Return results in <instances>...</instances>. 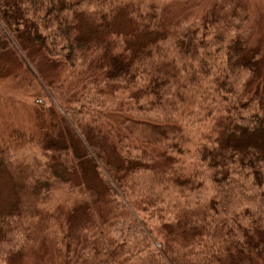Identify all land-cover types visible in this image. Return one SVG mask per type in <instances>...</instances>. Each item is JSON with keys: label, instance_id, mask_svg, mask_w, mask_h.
Here are the masks:
<instances>
[{"label": "trees", "instance_id": "1", "mask_svg": "<svg viewBox=\"0 0 264 264\" xmlns=\"http://www.w3.org/2000/svg\"><path fill=\"white\" fill-rule=\"evenodd\" d=\"M128 1L0 0V37L12 35L26 54L24 41L35 43L49 57H63L70 67L82 65V60L93 63V70L102 71L109 80L143 89V94L162 113L176 111L178 100L187 98L185 93L179 95L175 84L177 81L184 84L181 79L187 75L189 83L198 82L199 86H179L188 87V92L203 90L200 98L204 105L201 103L200 110L203 108L206 117L221 115L217 132L215 136L204 134L192 149L181 148L180 144L175 147L178 153L191 155L189 164L165 155L159 167L134 165L121 152L126 146L121 143L122 138H127L122 133L124 130L115 129L109 122L106 128L96 123L95 129L88 128L80 139L66 120L69 130L60 126L61 138H51L57 136L59 126L58 120L54 121L55 117L59 118L53 110L39 108L40 114L34 112L33 116L31 112L30 121L24 108L29 95L22 99L0 98L4 104L20 107L28 124L37 120L29 131L12 129L6 135L23 136L25 146L41 147L42 159L38 162L41 169L50 171L52 164L63 165L62 181L71 182L67 188L73 190L71 198L64 196L55 209L46 213V225L54 220L52 227L47 225L43 228L46 230L40 231L25 228L26 220L39 222H34L32 215L26 217L18 198L2 203L0 197L2 264H42L35 260H42L44 251H35L34 260L24 262L29 246L38 240L47 243L48 236L54 234L61 235L57 264H253L252 253L245 255L244 250L264 254V249L252 245L250 239L255 225L263 235L260 244L264 246V222L259 217L246 226L240 223L249 214L248 207L243 208L244 203H258L261 199L259 206L264 210V192H255L257 198L252 196L254 189L264 188L263 55L260 49L247 46L242 28L247 15L235 14L242 21L238 24L231 18L224 22L228 29L235 30L233 35L216 31L202 40L197 30L183 27L185 17L166 25L163 19H158L157 12H143L139 4ZM91 15L95 25L89 26ZM119 23L127 26L122 28L116 25ZM110 42L119 52L107 48L106 43ZM100 47L104 54H109L107 60L103 59L104 54L95 55ZM92 55L97 58L93 59ZM213 74L219 75L212 86L210 81H205ZM245 76L248 79L243 84ZM253 82L255 85L251 87ZM23 85L15 84L21 92ZM46 85L61 90L59 101L64 107L69 100L75 102L73 94H65L61 84ZM42 95L43 91L39 98ZM83 105L77 113L88 106ZM185 112L196 117L192 106ZM110 133L114 143L106 139ZM8 147V143H0V151L5 149L0 153V175L11 177L7 167L10 164L1 157L7 156ZM71 174L77 182L69 178ZM34 178L39 180L42 176L34 174ZM200 178L207 180L218 193L208 203L191 200L192 194L181 189L187 185L189 190H194L201 184ZM114 189L123 198H115ZM75 190L84 193L85 198L73 201L78 196ZM177 190L180 194L177 199L167 195ZM31 191L26 205L33 210L30 198L38 192L33 195ZM168 198L175 200L172 205ZM165 208L168 213L163 214ZM77 212L82 213L80 217L76 216ZM19 240H22L20 245ZM3 248H8L4 256Z\"/></svg>", "mask_w": 264, "mask_h": 264}, {"label": "rangeland", "instance_id": "2", "mask_svg": "<svg viewBox=\"0 0 264 264\" xmlns=\"http://www.w3.org/2000/svg\"><path fill=\"white\" fill-rule=\"evenodd\" d=\"M128 3L139 4L141 6L140 10H143V12H157L158 19H163L164 23L170 26L185 17V20H182L184 22L183 27L197 30L198 37L202 40L205 39L206 35L216 31H226L229 35H233L235 30L233 28L228 29V26L224 22L227 18H231L234 24H238L242 21L235 14L247 15L248 19L246 18V21L242 24V28L246 32L245 40L247 46L260 49L263 55L264 72V0H129ZM93 18L94 15H91L88 23L89 26H92V24L95 25ZM116 25L122 28L123 26H127L126 23H123V26L120 23ZM113 38L116 39L117 37L113 35ZM24 43L26 44L24 48L28 54L17 44V41L12 35L7 33L3 37H0V44L2 45V50H0V98L10 96L15 99H22L29 95L26 98L24 108H27V118L30 121L32 119L31 112L33 116H35L34 112L40 114L38 111L39 108L44 111L53 110L59 118L57 119L55 117L54 121L58 120L59 126H57V136H50L51 138H61L62 132L60 131V126L65 130H69L67 121L72 126V131L80 139H83V134L88 128L92 127L95 129L96 123L102 124L106 128L107 122H109L115 129L124 130L122 133L127 138H122L121 143L126 146L121 149V152L134 165L138 163L142 165L154 164L155 167H159L162 156L165 155H172L179 162L191 163V155L187 157L188 155L186 153L180 154L175 150V147H179L180 144L181 148L186 147L192 149L193 145L198 140H201L200 138L204 134L207 136H215L217 132L216 126L220 120L218 116L221 115L217 116L216 114H212L206 117L207 114L203 108L200 110L203 104L200 94L203 90L200 92H188V87L183 88L179 86L184 84L199 86L198 82H192L193 84L189 83V77L187 75L184 76L183 80L181 79L184 84H181L180 81L175 82L177 85L176 91L179 95L185 93V95H188L187 98L178 100L180 102L176 111L162 113L161 110L153 106L151 99L143 94V89L138 86L130 87L125 82H113L109 80L103 75L102 71L93 70V63H87L82 60V65L70 67L64 63L63 57H49L35 43L32 44L26 40ZM106 46L112 52H119L113 46V42L106 43ZM95 51L97 57L104 54L103 47L96 48ZM95 55H92L93 59L97 58ZM108 55L105 53L103 59L107 60ZM85 64H88V68H85ZM177 72L181 76L180 71ZM67 74L69 77L66 76ZM218 75L216 77L214 74L213 77L212 75L208 76L205 83L210 81V85L213 86V80H216ZM247 79L248 77L246 78L245 76L242 83L244 84ZM170 81V84H172L171 77ZM18 82L24 83L22 92L15 86ZM49 82L58 83V85L61 84V89L65 91V94H73L75 102L69 100L64 107L59 101L61 98V90L57 87H50V89L48 87L49 85H46ZM254 85L255 83L253 82L251 87ZM41 91H43V95L39 98ZM36 98L39 99L35 103L34 99ZM64 98L66 100L67 96ZM83 104L88 106H85L83 112L77 113L79 109L83 108L80 107V105L84 106ZM73 106H75V109L73 108L74 111L71 109ZM190 106L196 111V117L189 116L185 112ZM70 111L74 113V116H72ZM39 119H42L41 115ZM96 119H98L97 122H95ZM36 123L37 120H33L31 125L28 124L24 118L23 110L20 107L4 104L0 101V143L5 142L9 144L8 150L6 151L7 156L1 157L11 165H7V167L12 172L11 177L5 174L0 175L1 202L13 201L18 198L23 205L26 217L32 215V217H35L34 222H39L37 224L32 223L31 220H26L24 222L25 228L29 227L31 230L40 231L46 230V228H43L47 225L48 227H52L53 224L51 223L54 220H51L46 225V218H48V214L46 213L50 209H55L59 204V200L63 199L64 196L71 198V191L73 190H68L67 188L71 182L64 183L62 181L65 172L63 165L57 166L52 164L50 171L41 169L43 167L38 166L41 165L38 162L41 161V155L43 153L41 147L25 146L23 136L11 137L6 135L12 129L29 131ZM181 131H183L182 135L179 136ZM113 138L112 133L106 135V139L114 143ZM4 150H1L0 153ZM63 154L71 156L70 152ZM12 155L14 156L13 159ZM101 173L105 176V180L109 181L108 177L102 171ZM34 174H38L42 178L36 180ZM69 178L77 182L75 175L71 174ZM199 182L201 184L194 188V190H189V186L187 185H182L181 189L187 194H192L191 200L208 203L218 193L214 190L213 186H209L207 180L200 178ZM244 183L245 185H250L248 181H244ZM248 186L247 188H249ZM30 189H32L30 194L36 195V191L38 192L36 197L34 196L32 200L30 198V202L34 204L33 210L31 208L28 209L26 205L27 198L30 196ZM114 191L116 193L114 195L115 198H123V195L118 190L114 189ZM156 191L159 193L161 189ZM75 192L78 193L77 190ZM255 192H264V188L259 190L254 189L252 194L253 198L258 197ZM163 194V199L166 201L165 193ZM167 195L175 196L177 199L180 194L177 190L176 193L173 191L167 193ZM84 198V193H78V196L73 201L76 199L81 201ZM169 200L171 201V205L175 201L172 198H168L167 202ZM123 201L126 202L125 200ZM261 202L262 200L259 199L258 203L248 201L243 204V208L248 207L249 214L245 217V221L240 222L242 225L246 226L251 220L255 222L259 217L261 223L264 222V210H261L259 206ZM42 209L46 210L43 211ZM258 210L262 212H257ZM162 213H168L166 208L164 211L162 210ZM81 214V212H77L76 216L80 217ZM251 231L250 239L252 245L264 249V246L260 244L263 241V235L260 230L256 229L254 225ZM60 237L61 235L54 234L48 236L47 243L42 244L39 240L37 243L33 242L32 247L30 248L29 246V252L24 262L33 261V255L37 256L35 251H44L43 259L35 261L42 262V264H57L59 255L57 250L60 249ZM45 239L46 237H44ZM18 243L20 245L22 240H19ZM6 249L8 248H3L2 250L3 256L4 254L6 255ZM238 251L242 254V250ZM243 253L245 255L252 253L253 258L251 259L253 260V264H264L263 252L246 249ZM240 254L239 256H241ZM15 256L18 260V256ZM195 258L192 257V259Z\"/></svg>", "mask_w": 264, "mask_h": 264}]
</instances>
